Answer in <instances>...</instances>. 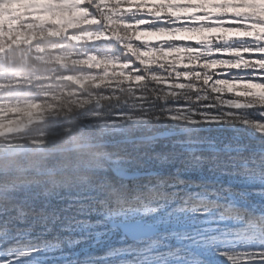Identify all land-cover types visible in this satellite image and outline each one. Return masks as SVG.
<instances>
[{
  "label": "snow or ice",
  "instance_id": "1",
  "mask_svg": "<svg viewBox=\"0 0 264 264\" xmlns=\"http://www.w3.org/2000/svg\"><path fill=\"white\" fill-rule=\"evenodd\" d=\"M0 81V264H264V0H0Z\"/></svg>",
  "mask_w": 264,
  "mask_h": 264
},
{
  "label": "trees",
  "instance_id": "2",
  "mask_svg": "<svg viewBox=\"0 0 264 264\" xmlns=\"http://www.w3.org/2000/svg\"><path fill=\"white\" fill-rule=\"evenodd\" d=\"M23 2L24 3H43V2H46V0H23ZM133 2L134 3H147V4L151 5V4L167 3V2H169V0H133ZM170 2L177 3V4H188V3H199V2H202V0H170ZM204 2H206L208 4H214V3H223V2H225V0H204ZM228 2H238V0H228ZM188 10L191 11L190 15L192 14L193 11H195L197 15H200L203 12V10H193V9H183V8H181V9H171V8H168V9H165L162 13H160V15L162 17L167 18L168 15H169V13H172L173 14V18L175 16L181 17L180 20H177L176 21V24L177 25H184V24L189 25V24L198 23L199 21H194L192 19L190 21V19H188V16L187 15L185 16L184 14L181 13V11H188ZM207 10L210 11V12H218V11H220L219 9H214V8H211V7H209ZM121 11L122 12L123 11H127V3L126 2L123 3V4H121ZM133 11H135V9H133ZM141 11H147V9H143ZM153 11H155V9H153ZM229 11H231V10H229ZM40 15H41V18H48L46 13H42ZM32 18H35V17H32ZM205 22H209L211 24L214 23L213 20H208V21H205ZM226 23H228V22H226ZM140 34L142 35L143 33H140ZM209 37H213L214 38L212 42L217 41V42L214 43V45L216 43H219L220 42V41H218V40L215 39L218 36H213L212 35V36H209ZM144 42L145 41H137L135 43L136 44H140V43H144ZM161 42H163V41H155V42H151L150 41V42H147V43H148V46L151 47L153 45H157L158 46ZM184 43L185 44H195L196 42H184ZM5 48H7V45H5ZM145 54H146V57L149 59V61H151V58H152V55L153 54L152 53H148L147 51H145ZM170 54L168 55L169 61H171V58L174 57V56H178V55L179 56H184L183 53H180V54L170 53ZM244 55H245V58L246 59L249 58V54H244ZM213 56L214 57H221V58L222 57L228 58L230 56V54H228V53H223V54L213 53ZM200 63H202V61H192L191 63H189V61L187 60L186 56H184L183 62L181 64L177 65V70L183 69V67H184L185 64H188L189 67L199 68ZM119 66H120L119 64H116V65H112L111 67L119 68ZM148 66L149 67H158V64L149 63ZM217 68L218 69H221L219 66H217ZM215 71L217 73H219V71H217L216 69H215ZM233 71L235 72V71H239V70H233ZM159 74L160 75H164L163 71H161ZM220 78H225V77H224V75H221ZM214 79H215V77H214ZM179 81H182L183 83L186 82L184 80V78H182V77L180 78ZM0 82H2V81H0ZM116 86H117L116 84L113 85V87H116ZM124 86H127V82L126 81H125ZM165 90L166 91H170L171 89H169V88H167L165 86ZM222 95L227 97V93L226 92H224Z\"/></svg>",
  "mask_w": 264,
  "mask_h": 264
},
{
  "label": "rangeland",
  "instance_id": "3",
  "mask_svg": "<svg viewBox=\"0 0 264 264\" xmlns=\"http://www.w3.org/2000/svg\"><path fill=\"white\" fill-rule=\"evenodd\" d=\"M181 13L184 14L185 16L187 15L189 17L191 11L190 10L181 11ZM190 21H191V19H190ZM204 23L206 25H208L209 27H206L205 30H203V31H199V32H180V33H177L176 36L177 37H191L190 40H187V41H184V42H196L202 36H212V35L213 36H219V35L225 33V28H219V27L211 26L213 24H211L209 22H204ZM199 24H200V22L195 23V24H189L188 26L189 27H199ZM141 33H143V32H141ZM227 34L230 35V36H233V37H237V35H238L237 33L231 32V31H229ZM142 35L145 36L146 42H150V41L151 42L165 41V40L174 39V37H172L171 35L166 34V33H164V34L143 33ZM215 42H217V41H215ZM215 42H212L213 45H214ZM169 54L170 53H168L167 55H169ZM222 58H224V57H222ZM219 67L221 68L222 66H219ZM214 69L219 71V73L221 72V69H218L217 66H214ZM170 82L174 83V82H177V81L171 80ZM178 82L183 83L182 81H178ZM237 86L241 87L242 84H238ZM225 92L227 93V97L230 96V95H234V93H229L227 91H225ZM224 97L227 98L226 96H224ZM20 118H22V113L17 112L15 110H6L5 112L0 113V120H2V122H4L5 124H7L9 121L18 120Z\"/></svg>",
  "mask_w": 264,
  "mask_h": 264
},
{
  "label": "bare ground",
  "instance_id": "4",
  "mask_svg": "<svg viewBox=\"0 0 264 264\" xmlns=\"http://www.w3.org/2000/svg\"><path fill=\"white\" fill-rule=\"evenodd\" d=\"M233 38H236V37H233Z\"/></svg>",
  "mask_w": 264,
  "mask_h": 264
}]
</instances>
